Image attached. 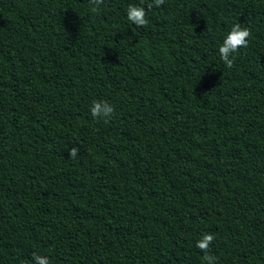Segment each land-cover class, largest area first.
<instances>
[{
  "label": "trees",
  "instance_id": "trees-1",
  "mask_svg": "<svg viewBox=\"0 0 264 264\" xmlns=\"http://www.w3.org/2000/svg\"><path fill=\"white\" fill-rule=\"evenodd\" d=\"M139 2L0 0V264H264V0Z\"/></svg>",
  "mask_w": 264,
  "mask_h": 264
},
{
  "label": "clouds",
  "instance_id": "clouds-1",
  "mask_svg": "<svg viewBox=\"0 0 264 264\" xmlns=\"http://www.w3.org/2000/svg\"><path fill=\"white\" fill-rule=\"evenodd\" d=\"M102 0H94L95 5H99ZM165 0H140L139 3H132L125 9L126 18L136 27H143L148 23V13L153 8H160ZM250 29L241 23L231 25L228 32L223 36L217 52L219 59L226 68H232L234 63V54L238 50L248 46ZM89 112L93 118H101L107 120L115 113V106L107 100H93L89 108ZM78 149L73 147L69 151V158H76ZM215 236L213 233L205 232L200 239L196 241L195 246L206 254L202 257L204 264H217V257L209 254L211 243ZM31 264H52L48 255L33 252L31 256Z\"/></svg>",
  "mask_w": 264,
  "mask_h": 264
}]
</instances>
